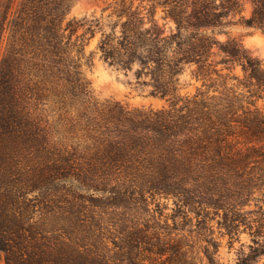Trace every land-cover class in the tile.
I'll list each match as a JSON object with an SVG mask.
<instances>
[{
	"label": "clouds",
	"instance_id": "clouds-1",
	"mask_svg": "<svg viewBox=\"0 0 264 264\" xmlns=\"http://www.w3.org/2000/svg\"><path fill=\"white\" fill-rule=\"evenodd\" d=\"M211 2L221 10L226 0ZM173 5L174 0H45L50 19L60 22L63 52L59 59H52L43 49L37 53L35 47L30 48L33 55L27 61L31 68L27 76L38 94V120L44 121V135L53 152L86 153L85 146L94 145L99 135L97 116L118 105L134 114H167L202 103L240 123L249 115L264 116V34L255 28L252 0L228 5L232 11L223 17V23L231 21V25L200 29L201 35L218 42L203 67L202 62L182 56V47H178L196 31L189 23L194 0H181L179 19L169 14ZM125 8L136 13L135 30L128 27L131 12L126 13ZM69 25L77 29L74 34L67 30ZM156 29L161 30L157 43L166 61L162 73L159 60L149 56L154 42L145 40ZM44 34L42 30L41 36ZM229 39L238 41V49L220 51L219 45ZM18 43L22 41L15 34L0 36L4 65ZM37 63L38 68L32 67ZM165 85L170 94L160 99ZM152 156V147L145 143L132 153L126 166L130 172L97 173L92 169L83 174L64 172L47 180L59 186L53 188V194L104 197L111 203L114 192L118 195L121 188L137 187L151 167ZM252 169L239 187L224 183L220 188L222 193L233 194L227 207L232 209L230 215L240 217L236 224L218 223L222 211L208 230L179 234L191 242L184 249L189 264H264V169L255 162ZM39 196L38 188L28 193V199ZM175 200V196L158 198L162 206L167 205L166 216L175 210ZM148 208L151 212L154 205ZM39 219L37 213L34 221Z\"/></svg>",
	"mask_w": 264,
	"mask_h": 264
},
{
	"label": "trees",
	"instance_id": "trees-1",
	"mask_svg": "<svg viewBox=\"0 0 264 264\" xmlns=\"http://www.w3.org/2000/svg\"><path fill=\"white\" fill-rule=\"evenodd\" d=\"M235 2L226 0L223 9L217 10L211 0H194L189 23L196 31L178 44L182 47V56L202 62V67L207 64L212 48L218 42L201 35L200 29L226 27L231 21L224 24L223 17L232 11L228 5ZM252 3L255 28L264 31V0H252ZM180 5L181 0H174L169 13L174 18L181 16ZM123 11L131 12L128 27L135 30L136 13L130 8ZM51 16L45 0H19L9 19V30L22 43L16 45V52L8 64L4 65V56L0 61V249L5 253L6 264H93L87 243L63 241L55 254L51 242L45 239L42 231L34 229L29 219L21 222L8 219L10 214L13 217L22 215L21 209L30 205L28 193L41 189L50 176H59L64 172L83 174L92 169L97 173L130 172L131 169L126 166L132 153L141 150L145 143L153 150L151 167L136 188H121L118 193L183 194L191 191L192 187H186L190 184L216 189L224 179L248 175L253 170V162L264 169V116L249 115L240 123L233 116L224 115L202 103L167 114H134L123 105L106 108L96 118L99 135L94 145L85 146L86 153L69 149L53 152L48 144L49 138L44 135V121L38 120V94L27 76L31 71L27 61L33 55L30 48L35 47L37 53L43 49L52 59L61 57V25L58 20L50 19ZM248 23L251 24V21ZM249 24L245 23L251 26ZM42 30H45L43 36ZM67 30L74 34L77 29L69 25ZM160 32V29L154 30L153 35L146 36L145 40L154 42L149 56L159 60L162 73L166 61L163 49L157 43ZM234 47L238 49V41L229 39L219 45V50L231 51ZM109 55L115 53L109 52ZM32 67L38 68L39 64ZM17 72L23 74L22 81H19ZM20 85L23 91L15 94ZM169 94L165 85L159 98L164 99ZM250 149L253 151L250 152ZM144 150L147 151L146 148ZM19 157L27 162L25 181L22 172L19 176L16 165ZM61 232L66 234V230ZM144 237L138 236L146 242ZM140 240L132 243L131 246L137 247L138 252L131 249L125 264H160V259L152 253L160 257L165 252H182L180 247L175 246L168 250L148 248L150 254L141 255Z\"/></svg>",
	"mask_w": 264,
	"mask_h": 264
},
{
	"label": "rangeland",
	"instance_id": "rangeland-1",
	"mask_svg": "<svg viewBox=\"0 0 264 264\" xmlns=\"http://www.w3.org/2000/svg\"><path fill=\"white\" fill-rule=\"evenodd\" d=\"M18 1L0 0V36L10 34L9 19ZM231 24L232 22L228 25ZM257 30L264 34V31ZM2 56L3 53L0 51V61ZM17 77L19 81H22L23 74L17 72ZM15 91H17L15 94L23 91L22 85ZM1 152L4 153L3 150ZM25 162V159L19 157V163L16 164L20 171L19 176L22 172L21 176L24 181L27 177V162ZM247 179V174L236 175L222 180L216 189L192 187L191 191L183 194L119 192L118 195L114 193L111 203L105 202L104 197L85 199L78 194L70 195L60 192L53 194V188L59 186L46 179L39 189L41 196L28 200L30 205L21 209L23 210L22 215L16 214L13 217L10 214L8 219L10 221L18 219L20 222L29 219L34 229L42 231L46 236L45 239L51 242L55 254L63 241L87 243L91 250L93 264H125L131 249L138 252L137 247L131 246L132 243H135V240L138 242L140 240L138 236L144 237V234H146L144 237L146 242L140 240L141 255H149L148 248L168 250L169 247L178 246L181 253L165 252L160 257L152 254L160 259V264H189L188 254L184 249L191 242L179 238V234L189 231V235H193L197 229L201 232L208 230L209 223L222 211L224 215L218 223L236 224L240 217L235 214L230 215L232 209L227 207L233 199V194L222 193L220 188L224 183L239 187ZM169 196L176 197L174 201L176 208L166 216L167 205L162 206L158 198ZM149 204L154 205L151 212L148 208ZM226 207L227 210H225ZM117 209H122V211H117ZM37 213L40 214V219L34 221ZM30 216L32 218H29ZM62 230H66V234L62 233ZM0 264H6L5 253L1 249Z\"/></svg>",
	"mask_w": 264,
	"mask_h": 264
}]
</instances>
